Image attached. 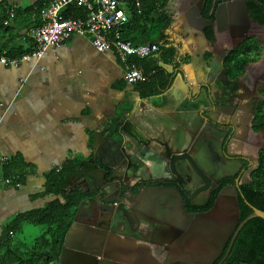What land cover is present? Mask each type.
I'll return each mask as SVG.
<instances>
[{
    "label": "crops",
    "instance_id": "crops-1",
    "mask_svg": "<svg viewBox=\"0 0 264 264\" xmlns=\"http://www.w3.org/2000/svg\"><path fill=\"white\" fill-rule=\"evenodd\" d=\"M35 1L0 2L1 55H15L32 47L29 31L41 23L37 10L32 7ZM184 1L164 0L160 9L170 17L165 32L166 45L176 48V56L171 63L159 61V65L173 73L175 83L161 94L145 97L138 112L157 121L172 119L181 127L184 117L177 118L178 112L201 107L204 98L202 95L198 103L189 100L191 91L182 81L181 73L193 84L195 94L208 78L202 57L210 61L212 52H216L223 60L226 52L221 51L227 46L213 45L191 30ZM10 8L14 9L13 15L8 14ZM131 57L123 60L114 49L99 52L88 36L74 34L58 49H48L37 62H24L19 66L0 63V153L5 158L0 167V256L10 250L23 255V259L27 257L46 227L24 221L18 231L3 240L8 224L15 216L43 208L54 199L50 189L53 173L71 160H75L78 169L79 163L91 156L92 149L104 148L106 143L100 135H113L117 122L127 116L132 102L141 97L134 83L125 79ZM137 120L144 121V117ZM136 131L140 132V128L134 124L130 134ZM6 166L10 167L9 171H5ZM72 176L64 191L68 194L74 190L83 192L81 178ZM89 210L85 202L77 205L78 225L74 226V231L78 236L83 232V220ZM30 224L41 228V234L34 241H27L24 236V227ZM142 229L152 231V228ZM147 235L124 238L122 243L130 245L137 260L146 262L143 264L156 261L153 244L148 240L151 236ZM142 246L148 252H144ZM8 258L7 264H18L11 261L16 259L15 255Z\"/></svg>",
    "mask_w": 264,
    "mask_h": 264
},
{
    "label": "flooded vegetation",
    "instance_id": "flooded-vegetation-1",
    "mask_svg": "<svg viewBox=\"0 0 264 264\" xmlns=\"http://www.w3.org/2000/svg\"><path fill=\"white\" fill-rule=\"evenodd\" d=\"M212 1L217 7L227 0H208L202 13ZM245 1L250 18L248 22L242 20L239 25L229 24L227 31L215 38L209 37L208 27L205 29L213 45L227 46L221 51L226 52L223 60L216 52L209 57L215 60L212 74L207 78L213 100L210 103L204 97L201 107L205 106L207 111L199 107L193 118L192 158L195 166L187 160L181 173L187 180L183 185L190 190L191 197L181 199L170 191L169 188L177 184L174 181L177 175L173 171L159 173L158 177H169L167 180L158 181L152 179L153 175L146 176L151 181L138 183V194L135 195L137 190L129 191L123 200H118V203L125 204L126 209L120 208L122 220L100 246L102 255L114 249V255L121 261L135 262L137 257L132 253V247L122 243L124 238H131L124 236V232L132 234L133 228H140L136 230L137 234L151 236L148 240L152 242L156 254V261L150 264H164L168 257L170 261L167 264H187L177 261L178 257L193 264H227L238 235L232 241L237 229L233 226L234 216L238 212L233 206L234 194L224 190L232 186L238 189L235 201L240 223L242 199H245L241 196V187L252 182L253 174L264 163V129H256L257 121L264 114V22L258 19V16L264 15V1ZM235 32L238 34L233 35ZM237 47H241L238 57L247 60L242 64L243 72L234 75L226 64V58L231 51H237ZM220 64H223L222 68ZM200 89L198 87L197 92ZM207 114L213 127L202 122L207 119ZM219 168L222 176L215 181L211 174ZM90 197V193H84L80 201L89 198L83 201L90 208L83 220V228L96 219L92 212L96 203ZM124 228L132 229L125 231ZM142 228L154 230L145 232ZM188 228L194 229L188 232ZM173 234L176 236L173 237ZM210 241L215 243L213 249L209 247ZM185 243V251L182 252ZM142 247L144 252H148L145 246Z\"/></svg>",
    "mask_w": 264,
    "mask_h": 264
},
{
    "label": "water",
    "instance_id": "water-1",
    "mask_svg": "<svg viewBox=\"0 0 264 264\" xmlns=\"http://www.w3.org/2000/svg\"><path fill=\"white\" fill-rule=\"evenodd\" d=\"M207 1L208 0L184 1L186 7H188L189 13H187L186 16L191 30L201 35L205 40L208 39L205 33L207 27L212 28L213 38H215L218 37L220 33L227 31L229 24L239 25L242 20L248 22L250 19L245 0H227L221 2L215 9V19L206 18L202 11ZM189 3L191 5L190 8ZM236 34L238 33H233V35ZM202 59L205 68L208 70V75H211L215 60L209 61L205 57H202ZM219 67L222 68L223 64H220ZM175 79L176 78L172 79L171 87L174 85ZM181 79L187 86L188 91H191L188 94L190 95L189 100L191 102L198 103L203 97H206L211 103L213 97L210 90L211 86L208 81L199 85L202 92L199 91L194 94L192 91L194 86L188 82L183 72L181 73ZM202 95L204 96L202 97ZM145 99V97H139L137 101L132 102L130 112L125 114L127 116L124 119L117 122V130L113 135L109 137H105L103 133L100 135L104 137L103 141L106 143L105 147L98 150L96 148L92 149L91 156L87 160L79 163L76 174L72 176L73 178H81L82 183L80 188L83 189L84 193H90V199L95 201L96 204L92 212L93 217L96 219L94 222L92 220L89 221L86 225L87 228H83V232L78 236L79 233L74 231V226L78 225L76 212L71 226L66 233L58 257L59 264H130L116 257L114 255V249L108 250L105 255H102L100 248L104 245L108 233L110 231L113 232L115 226L122 220L120 208H125V204L123 202L118 203V200H121L129 191L133 192L137 190L135 195L138 194V183L151 181L150 178L146 179V176L149 177V175H153L154 178L152 179L158 181L167 180L169 177H158L159 173L163 171V173L169 174L172 173L170 171H173V173L177 175V178L174 179L177 184L169 188L170 191L175 192L181 199L191 197L190 190L183 185L187 180H185L181 173L184 171L185 162L187 160L195 166L192 158L194 153L192 150L194 146L192 145V140L194 138L192 124L194 116L197 115V109L189 112H178L177 118L184 117L181 127L178 122L172 119L166 118L157 121L146 114H139L138 112L144 105L141 101ZM201 108L204 112L207 111L205 106ZM139 117H144V121L137 120ZM206 118L207 119H203L202 122H204L206 126L213 127V123L208 120V114ZM134 124L138 125L140 132L136 131V133L132 135L130 134V129ZM97 138H95V142H97ZM211 141L214 140L211 138ZM221 172V168L217 169V171L211 174L212 178L217 181V179L222 176ZM68 181H70V178ZM131 181H134L133 184H131ZM224 192L234 194L233 206L238 212L234 216L233 226L237 229L233 235V241L239 230L249 219L253 217H261L264 219V211L252 206V212L239 223L238 204L235 201L238 189L232 186L224 190ZM88 200L89 198H86L83 201ZM105 218H107L106 221H102L103 219L105 220ZM124 229L125 231H131L132 228ZM152 229L154 230V228ZM193 229L194 228H188V232H191ZM173 235V237L176 236V234ZM124 236L139 238L137 231L134 229L132 234L124 232ZM175 244L177 245V242ZM214 244L215 243L210 241L209 247L213 249ZM185 245L186 243L182 245V252L185 249ZM100 257L103 258L101 259ZM169 259L170 257L165 259V263L170 261ZM177 261L193 264V262H189L188 259H179V257ZM132 264L143 263L142 260H136ZM155 264L160 263L155 262ZM161 264H163V262Z\"/></svg>",
    "mask_w": 264,
    "mask_h": 264
},
{
    "label": "trees",
    "instance_id": "trees-1",
    "mask_svg": "<svg viewBox=\"0 0 264 264\" xmlns=\"http://www.w3.org/2000/svg\"><path fill=\"white\" fill-rule=\"evenodd\" d=\"M5 1L8 0H1L0 2ZM51 1L36 0L32 7L37 10L38 15ZM137 1H139V6H137ZM125 2L130 21L124 28L123 37L135 44L150 42L159 45L156 57L151 54L144 57L132 56L130 58L129 61L138 65L143 74V78L134 83V88L141 97L161 94L171 86L174 75L160 66L159 61L171 63L176 56V48L166 45L165 32L170 24V17L160 10L163 7L164 0H125ZM215 7V2L209 3L203 13L204 17L214 19ZM85 14L86 10L79 5L70 6L65 12L66 17L73 18L83 17ZM258 19L264 22V15L258 16ZM207 32L209 37L213 38L211 27H208ZM240 48L237 47V51H231L226 58V64L234 75L243 72L242 64L247 60V58L238 57V49ZM22 53L24 52L15 55ZM256 129H264V114L257 121ZM9 170L10 167L6 166L5 171ZM76 172L77 163L75 160L68 161L51 177L53 186L50 189L55 198L46 203L43 208L19 214L11 220L4 231L3 240L12 232L18 231L24 221L42 225L46 227V230L37 238V245L31 248L25 259H23V255L18 256L14 251L8 250L0 256V264H7L10 255L16 256V259H11V261L18 264L49 263L52 260L57 262L66 233L76 214L77 205L84 197L81 190H74L70 194L64 191L68 178ZM242 195L245 199H242L241 221L252 212V206L264 211V163L253 174L252 182L241 187ZM227 264H264L263 218L253 217L240 229Z\"/></svg>",
    "mask_w": 264,
    "mask_h": 264
},
{
    "label": "built area",
    "instance_id": "built-area-1",
    "mask_svg": "<svg viewBox=\"0 0 264 264\" xmlns=\"http://www.w3.org/2000/svg\"><path fill=\"white\" fill-rule=\"evenodd\" d=\"M73 5L82 6L86 10L85 16L66 17V10ZM8 14L13 15L14 9L10 8ZM38 16L41 23L29 31L33 41L30 50L20 55H0L1 64L19 66L24 62H37L48 49H58L74 34L88 36L99 52L116 50L123 60L131 56L156 54L159 50L157 43L135 44L123 37L124 28L130 21L124 0H52ZM142 78L141 68L135 63H129L125 73L126 81L136 83ZM4 163L5 158L0 153V167Z\"/></svg>",
    "mask_w": 264,
    "mask_h": 264
},
{
    "label": "rangeland",
    "instance_id": "rangeland-1",
    "mask_svg": "<svg viewBox=\"0 0 264 264\" xmlns=\"http://www.w3.org/2000/svg\"><path fill=\"white\" fill-rule=\"evenodd\" d=\"M24 228H25L24 236H25V239L27 241L28 240L29 241H34V239L41 234V228H38V227L35 228L34 225H32V224L26 225ZM49 264H52V263H49Z\"/></svg>",
    "mask_w": 264,
    "mask_h": 264
}]
</instances>
